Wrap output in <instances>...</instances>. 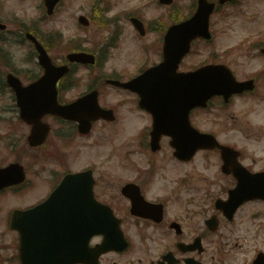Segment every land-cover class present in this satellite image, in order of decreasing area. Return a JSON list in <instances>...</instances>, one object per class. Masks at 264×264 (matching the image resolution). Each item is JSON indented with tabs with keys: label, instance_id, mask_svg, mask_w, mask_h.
I'll return each instance as SVG.
<instances>
[{
	"label": "flooded vegetation",
	"instance_id": "1",
	"mask_svg": "<svg viewBox=\"0 0 264 264\" xmlns=\"http://www.w3.org/2000/svg\"><path fill=\"white\" fill-rule=\"evenodd\" d=\"M39 1L44 13L41 20L31 23L30 32L43 46L56 42L66 49L69 39L65 27L63 30L43 27L46 22L62 17L60 6L48 16L44 0ZM170 7L167 12L158 11L156 16L160 17L156 21L147 22L141 18L143 37L151 31L158 34L154 50L158 58L163 57L166 30L179 20ZM3 40L9 43L6 48ZM23 41L33 47L25 34L22 37L13 29L6 35L0 31V70H5V75L8 71L16 72L10 60L11 46ZM75 41L82 43L83 39ZM243 78L238 80L248 81L249 90L232 93L227 100L222 95L211 96L206 107L191 108L192 124L201 132L211 134L218 143L198 148L188 157L174 153L172 137L175 133L184 135L186 132L182 121H177L176 111L172 118L169 110L157 111L162 123L175 121L160 126L159 148L152 150L149 141L153 113L139 106L134 100L138 98L136 93L127 92L134 100L130 102L131 109L138 115L134 134L129 137L135 146L124 151L119 173L110 167L99 170V176H94L95 197L106 209L96 208L91 213L94 217L87 220L100 225L87 245L80 244V239H74L63 229L69 224L83 222L81 210L69 215L52 214L57 210L52 204L36 214L30 213V224L22 221L15 228L9 224L7 208H25L42 202L50 193L51 181L49 174L41 178L49 185L39 191L40 177L48 171V165L55 169L63 166L59 157V152L62 153L55 141L57 133L52 136L51 143L48 140L44 143L51 148V160L38 149L29 155V150L38 147L29 146L27 137L31 126L16 113L19 128H10L4 135V138L13 137L4 142L8 148L0 146V167L18 161L26 173L19 184L0 191V208L5 205L0 211V264H23L30 254L31 258H44L43 253L56 250L63 254L68 252L69 256L79 254L81 261L73 264H259L260 261L254 262L259 252L264 253V77H259L257 71L253 78ZM79 95L82 94L74 96ZM249 103L244 111L238 109L239 105ZM250 114L260 116V122H251ZM118 116L116 112V118ZM57 118L46 114L42 121L50 126L49 134L57 123L69 125L71 132L59 137L60 143L65 144L75 138L71 133L78 132L77 125ZM116 118L108 122L116 123ZM100 122L108 123L97 119L91 129ZM17 131L19 137L15 138ZM127 166L133 169L129 177L124 172ZM56 175L54 173L53 177ZM100 177L103 179L98 181ZM124 185L127 187L123 188ZM256 192L263 195H255ZM133 195L136 197L131 198ZM47 228H50V236L58 238L55 244L52 238L45 248L39 245L42 238L37 229ZM24 238H30L27 246L30 244L32 248H21Z\"/></svg>",
	"mask_w": 264,
	"mask_h": 264
},
{
	"label": "rangeland",
	"instance_id": "2",
	"mask_svg": "<svg viewBox=\"0 0 264 264\" xmlns=\"http://www.w3.org/2000/svg\"><path fill=\"white\" fill-rule=\"evenodd\" d=\"M0 1L2 2L0 6V20L7 23L9 29L16 28L14 20L11 21L10 19L14 18L12 13H17L22 19H25L24 16L37 15L34 0H23L21 2L18 0ZM93 1L64 0L62 17L60 19L55 18L54 21L46 22L43 25L45 29L57 27L63 30L65 27L66 37H72V35L85 37L87 40L83 43L85 47L88 50L92 49L91 51L95 52L96 56L97 53L99 54V64L95 65V68H82L79 65H75L73 75L63 80V95L66 97H73L75 94L84 91L89 84L92 85V79L95 75L114 72L118 74L120 72L133 73L136 69L134 66L142 59L141 44H150L154 41L153 47H155V40L158 34L156 31H151L147 37L140 36V34L135 35L133 26L128 23L126 17L138 15L142 16L147 22H150L152 21V16L157 15L158 11L167 12V8L164 6L157 7L155 4L140 7L135 12L132 11L134 5L142 4L146 0L97 1L95 3L97 5L96 11L98 13L101 12L100 14L102 15L104 14L107 20L98 25L93 23L92 27L80 28L81 26L76 24V16L81 12H84L88 17L91 16L93 13V9L91 11L94 4ZM191 1L174 0V8L178 13L179 19L191 11ZM104 4L109 5V8L102 12ZM127 13L132 14L126 15ZM212 20V31H214L213 45L200 44L197 48H194L192 55L185 61L186 65L190 67L198 62L217 60L230 65L235 73L240 76L256 75L258 71L260 77H264V57H262L260 51H257V49V54L255 53L256 51H253L255 54L252 55L248 46L256 43L259 35L264 32V0H240L234 5L224 7L223 10L215 13ZM115 22L123 27L121 33L122 39L117 42L116 46H111L110 44L106 46L109 40H102L104 38H111V35L115 33ZM3 41V46L6 48L9 43L8 41ZM30 48V45L26 41L11 46L12 56L10 60L16 66V72L14 73L20 76L23 81L34 77L39 70L38 63L35 61V53ZM98 50L104 52L105 59L100 56ZM49 51L57 58L62 57L66 53V50L60 48L56 42L50 43ZM150 55L154 57L152 52ZM2 70H0V82L3 84V86L0 85V146L7 147L4 143L7 141L4 135L9 133L11 129L19 127L15 121L17 112V107L14 104L15 98L9 86L4 84L5 70ZM100 91L103 92L102 102L104 104H112L115 111L118 110L120 112L119 119L115 121L116 123H97L87 136L81 137L76 135L74 139L69 141L66 145V148L69 149L67 164L69 167L77 168L78 166L94 163V168L96 169L105 170L111 167L119 173L122 168L124 151L135 146L133 140L129 141V137L134 134L138 115L131 110V103L122 104L121 106L117 105L119 98H129L130 94L117 92V89L109 85ZM129 100L133 101L131 97ZM248 105L250 103L241 104L238 109L244 111ZM249 117L251 118V122H260V116L258 115L250 114ZM120 125H123L124 128ZM59 126L55 125L54 128L57 129ZM14 137H19L18 131L14 134ZM56 142L59 144L57 137ZM29 153L31 154L32 152L30 151ZM124 172L126 177H129L133 169L127 166ZM48 174H51L50 171H46L40 177L41 189L38 188L39 191H44L46 186L49 185L41 179L45 178V175ZM114 177L116 178L117 175Z\"/></svg>",
	"mask_w": 264,
	"mask_h": 264
},
{
	"label": "water",
	"instance_id": "3",
	"mask_svg": "<svg viewBox=\"0 0 264 264\" xmlns=\"http://www.w3.org/2000/svg\"><path fill=\"white\" fill-rule=\"evenodd\" d=\"M171 0H165V2H168ZM224 0H220L219 2H223ZM214 6V3L208 2V0H199L198 1V7L197 11L189 20H186L183 22V25L185 27V30L191 34V37L194 35H201V36H209L207 31V25H208V16L212 12V8ZM203 77L205 79L200 80V83L205 82H216V81H227L230 80L231 74L225 68L223 65H211V66H205L203 68ZM46 76V75H45ZM21 87V84L17 85V88ZM33 89L30 85L29 88H26L27 90ZM54 90V84L52 83V91ZM71 106H65L64 111H58L56 106H52V108L48 109L50 112H54L61 115H69ZM62 112V113H60ZM78 117V116H75ZM71 117V118H75Z\"/></svg>",
	"mask_w": 264,
	"mask_h": 264
}]
</instances>
